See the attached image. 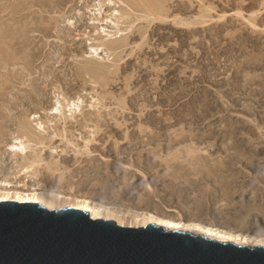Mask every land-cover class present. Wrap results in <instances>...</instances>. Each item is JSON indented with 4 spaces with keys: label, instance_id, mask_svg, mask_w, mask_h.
<instances>
[{
    "label": "rangeland",
    "instance_id": "obj_1",
    "mask_svg": "<svg viewBox=\"0 0 264 264\" xmlns=\"http://www.w3.org/2000/svg\"><path fill=\"white\" fill-rule=\"evenodd\" d=\"M130 1L126 4V0H0V179L23 192L33 186L51 189L58 186L46 173L49 170L45 168H51L47 164L53 166L52 171L67 168L73 171L88 166L87 150L97 156L111 157L113 141L124 145L125 131V134L129 132L126 137H132L127 142L134 144L140 127L144 128L142 134L151 129L158 132V136L161 134L162 148L179 132L180 137H184L182 144L194 142L199 147L198 153L203 159L196 161L197 164L193 162L192 166L189 164L197 172L181 163L184 165L182 173L183 169L171 168L169 176L166 174L163 179L164 174H157L165 170L158 158L154 157L157 161L152 167L140 162L137 154L142 155V150L146 153L147 147L132 144L134 150L124 155L129 167L125 158L114 162L119 163L115 165L116 177L131 174L138 177L140 186L149 183L159 193L151 197L153 205L171 209L168 211L171 216L182 213L183 221L193 218L188 215L197 213L198 209L202 210V215L196 220L209 227L237 230L238 224L246 220L242 231L257 236L248 246L264 245L258 240L261 235L264 237V210L259 211L264 208V180L259 178L264 174V0ZM115 22L118 24H113ZM105 32L112 36L106 37ZM106 38L117 41L113 44L115 48L109 50V46L104 45ZM96 46L99 49L93 52L91 47ZM68 103L82 110L75 111V117L64 125L62 117L69 114ZM57 106L62 109V115L55 112ZM156 120L160 121L159 125H155ZM20 122L23 125L29 122L27 125L32 132L23 133ZM105 122L111 123L110 126ZM38 123L43 126L40 131L36 130ZM95 126H99L100 131ZM36 134L32 142L30 137ZM22 136L28 146L26 156L24 153V157L23 154L14 156L9 144L14 142V137ZM93 137L102 143L94 147L95 144L84 142ZM224 142L227 146L222 145ZM86 145L89 149H85ZM107 146H111L112 151ZM153 146L156 147L155 144L148 147ZM93 147L100 148H97L99 152ZM30 160H35L30 172L40 170V175L26 177L22 174V167L30 165ZM130 161L134 166L129 165ZM210 161L218 165L208 163ZM223 162L224 167L219 164ZM43 165L45 167L41 168ZM214 165L215 171L211 169ZM199 166L202 171H198ZM135 168L140 171L137 175ZM69 169L67 172H71ZM44 171L45 175H41ZM170 172L175 176H170ZM198 172H202L201 177ZM153 174L162 185L156 183ZM176 176L180 181L175 183ZM186 182L190 183V188ZM178 183L181 186L184 183L187 193L176 190ZM167 188L174 191L169 192ZM172 193L179 194L180 199ZM137 194L139 192L130 193L133 205L146 208L139 204ZM186 200L191 204L189 212L183 208ZM195 201L202 207H195ZM153 205L149 207L153 209Z\"/></svg>",
    "mask_w": 264,
    "mask_h": 264
},
{
    "label": "bare ground",
    "instance_id": "obj_2",
    "mask_svg": "<svg viewBox=\"0 0 264 264\" xmlns=\"http://www.w3.org/2000/svg\"><path fill=\"white\" fill-rule=\"evenodd\" d=\"M108 1H110V0H108ZM122 1V0H121ZM129 1L130 0H126V4L127 3H129ZM163 1V0H162ZM130 2H134V0H132V1H130ZM161 2V1H160ZM183 2V1H182ZM110 3H112V2H110ZM125 3V2H124ZM113 4V3H112ZM111 4V5H112ZM132 4H134V3H132ZM130 5V4H129ZM135 5V4H134ZM114 6V5H113ZM131 6V5H130ZM146 6H148V5H146ZM128 7V6H127ZM148 7H150V6H148ZM172 7V6H171ZM134 8V7H133ZM146 8V7H145ZM163 8V7H162ZM147 9H149V8H147ZM152 9V8H151ZM151 9H150V11H148L149 12V14H151L152 12H151ZM153 11V10H152ZM157 11H159V10H157ZM129 12V11H128ZM135 12V11H134ZM151 12V13H150ZM163 12V11H162ZM116 13H117V11H116ZM121 13V12H120ZM158 14H160L159 12H157ZM127 14V13H126ZM130 14V13H129ZM202 14V13H201ZM80 15V14H79ZM119 15V14H118ZM164 16V15H163ZM129 17V16H128ZM119 18V17H118ZM163 18V17H162ZM116 19V18H115ZM121 19V18H120ZM125 19V18H124ZM81 20V19H80ZM126 20V19H125ZM144 20V19H143ZM151 20V19H150ZM100 22V21H99ZM104 22V21H103ZM110 22H111V20H110ZM113 22V21H112ZM111 22V23H112ZM118 22V21H117ZM185 24H186V22H184ZM93 24V23H92ZM96 24V23H95ZM113 24H116V22L115 23H113ZM118 24V23H117ZM116 24V25H117ZM153 24V23H152ZM191 24V23H190ZM112 25V24H111ZM124 25V24H123ZM202 25V24H201ZM188 26V25H187ZM116 27V26H115ZM103 28V27H102ZM130 28V27H129ZM202 28V27H201ZM200 28V29H201ZM205 28V27H204ZM200 29H199V31H200ZM101 30H103V29H101ZM205 30V29H204ZM106 31V30H105ZM120 31V30H119ZM118 31V32H119ZM194 31V30H193ZM102 32H104V31H102ZM192 32V31H191ZM196 32V31H195ZM99 33V32H98ZM106 33V32H105ZM122 33V32H121ZM120 33V34H121ZM194 33V32H193ZM104 34V33H103ZM116 34V33H115ZM192 34V33H191ZM105 35V34H104ZM122 35V34H121ZM111 37L112 36V34H110L109 32H107L106 33V37ZM93 37V36H92ZM114 37V36H113ZM122 37V36H121ZM109 38H106V40L104 39V41H106L107 43V45L106 44H104V43H102L101 45L102 46H109L108 48H109V50L110 49H113V48H115V46L113 45L114 44V42H117V41H112V40H114V39H110L109 40ZM126 39V37H124V39L123 40H125ZM99 40V39H98ZM123 40H122V43L121 42H118L119 44L118 45H121V44H124L123 43ZM112 41V43H110V42ZM120 41V40H119ZM126 41V40H125ZM98 42V41H97ZM99 42L101 43V41L99 40ZM98 42V43H99ZM109 42V43H108ZM121 43V44H120ZM104 44V45H103ZM112 44V45H111ZM115 44H117V43H115ZM127 44V43H126ZM97 45H99V44H97ZM124 46V45H123ZM117 47V46H116ZM121 47V46H120ZM104 48V47H103ZM118 48V47H117ZM125 48V47H124ZM99 49V47H91V50L93 51V52H97V50ZM121 49H123V48H121ZM105 50H107V49H105ZM120 50V49H119ZM108 51V50H107ZM114 53V52H113ZM121 58V57H120ZM119 60V59H118ZM100 61V60H99ZM113 62V61H112ZM89 63V62H88ZM125 64V63H124ZM102 66V65H101ZM93 67V66H92ZM112 67V66H111ZM5 68V67H4ZM90 69V68H89ZM92 69V68H91ZM108 69V68H107ZM87 72H88V70H87ZM88 73H91V71H89ZM95 73V72H94ZM92 76H93V74H92ZM5 84V83H4ZM103 98V97H102ZM81 101V100H80ZM58 103L60 104V102L58 101ZM73 105V104H72ZM56 106V105H55ZM74 106H76L75 104H74ZM73 106V107H74ZM66 107H68L69 109V114H65L62 118H63V123H64V125L66 124V121L68 120V119H70L69 121L71 122V118L73 119V117H75L74 115V112L75 111H77L78 109H79V107L78 108H72L71 106H70V104L68 103V105L66 106ZM77 107V106H76ZM90 107H91V105H90ZM83 108V107H82ZM96 108V107H95ZM100 108V107H99ZM123 108V107H122ZM76 109V110H75ZM81 109V108H80ZM80 109H79V112H80ZM120 109V108H119ZM54 110H55V112H60V115H62L61 114V112H62V109H60V107L59 106H57V107H55L54 108ZM82 110V109H81ZM99 110V109H98ZM65 111V110H64ZM117 111V110H116ZM51 112V111H50ZM54 112V111H53ZM83 112V111H82ZM63 113V112H62ZM56 114V113H55ZM74 114V115H73ZM81 115V114H80ZM53 117V116H52ZM88 117V116H87ZM25 118V117H24ZM56 118V117H55ZM58 118L60 119V117L58 116ZM62 118L60 119V120H62ZM104 118V117H103ZM102 118V119H103ZM57 119V118H56ZM91 119V118H90ZM21 121V120H20ZM90 121H93V118L90 120ZM105 121H107V120H105ZM116 121V120H115ZM157 121V120H156ZM156 121H154V122H156ZM159 121V120H158ZM156 122V124L155 125H159L160 123V121L159 122ZM75 122V121H74ZM86 122V121H85ZM114 122V121H113ZM27 123V122H26ZM41 123V122H40ZM38 123L37 124V126L39 127L38 129H36V130H39V129H42L43 128V126H41V124L43 123ZM54 123V122H53ZM78 123V122H77ZM102 124L104 123V122H101ZM106 123V122H105ZM115 123V122H114ZM18 124V123H17ZM20 124H21V122H20ZM28 125L30 124L29 122L27 123ZM23 125V123L21 124V125H23V130H21L23 133H25V131H26V133H28L29 131H31V129H29V126L28 125ZM49 124V123H48ZM68 124V123H67ZM82 124V123H81ZM86 124V123H85ZM95 124H96V122H95ZM98 124H100V123H97V125ZM111 124V123H110ZM110 124L109 123H106L105 125H107V126H110ZM53 125V124H52ZM83 125V124H82ZM115 125L116 126H118V127H120V124L118 125L117 124V122L115 123ZM121 125H122V123H121ZM125 125V124H124ZM124 125H122L123 127H124ZM28 126V127H27ZM47 126V125H46ZM88 126V125H87ZM121 126V127H122ZM133 126V125H132ZM139 126V125H138ZM3 127V126H2ZM19 127H21L20 125H19ZM32 127H33V130H34V128H35V126L34 125H32ZM41 127V128H40ZM99 126H95V129H97ZM127 127V126H126ZM37 128V127H36ZM46 128V130L48 129L47 127H45ZM53 128V127H52ZM86 128V127H85ZM103 129H104V127H102ZM22 129V128H21ZM67 129H69V128H67ZM90 129V128H89ZM93 129V128H92ZM92 129H91V131H92ZM94 129V130H95ZM100 129H101V125H100ZM110 129H112V125H111V128ZM120 130H121V128H119ZM3 130V129H2ZM36 130H34L35 132H36ZM46 130H44V132L46 131ZM64 130V129H63ZM99 129H97V131H98ZM117 131H118V129H116ZM115 130V132H117ZM126 130V129H125ZM137 130L139 131L138 133H137V136H136V139H135V142H134V144H133V141H132V144L133 145H137V146H146L147 148L146 149H144L143 147L141 148V149H144V150H146L147 152L146 153H144V152H142L141 151V153H142V155H139V154H137L138 155V159H139V161L140 162H144V164H148V166L150 165H154L155 164V162L157 161V158H158V160L161 162V166H162V168L163 169H165V170H162V172L160 171V172H158L159 171V169H160V166H159V169L157 170V172L155 171V173L154 174H159V173H161V174H164V175H161L162 177L163 176H165L166 174L168 175V173H169V171L170 170H172L171 168H173L174 170L177 168V169H183V167H184V163H186V166L188 165V169L194 164L193 162H195L196 164H197V162L198 161H200L199 159H203L202 158V156H200L201 154L200 153H198L199 152V147L197 148V145H195V143L194 142H192V143H181L182 141H184V137H180L181 135L179 134V132L177 133V134H175L174 136H173V138H171V136L169 137V138H171L170 139V141L169 142H167V143H169V144H167L166 143V146L165 147H163L162 148V143L160 144L159 143V141L161 140V138H160V135L158 136V132H155V131H153L152 129L151 130H149V132H147V133H144V134H142L143 132H144V128L142 129L141 127L140 128H137ZM21 131H19V132H21ZM40 131V130H39ZM43 131V130H42ZM42 131H41V133L40 134H42ZM49 131V130H48ZM65 131V130H64ZM89 131V130H88ZM100 131V130H99ZM112 131V130H111ZM114 131V130H113ZM122 131V130H121ZM146 131V130H145ZM32 132V131H31ZM34 132V133H35ZM50 132V131H49ZM94 132H96V131H94ZM103 132V131H102ZM115 132H114V134H115ZM123 132V131H122ZM134 132H136V131H134ZM25 133V134H26ZM38 133V132H37ZM46 134H47V132H45ZM45 133H43V135L42 136H44V134ZM81 133V132H80ZM103 133H105V132H103ZM112 133V132H111ZM126 132L124 131V134H125ZM129 133V132H128ZM127 133V134H128ZM1 134V133H0ZM18 134V133H17ZM22 133H20V135H21ZM29 134V133H28ZM27 134V135H28ZM32 134V133H31ZM39 133H38V135H40ZM73 134V133H72ZM91 134V133H90ZM98 134V133H97ZM123 134V135H124ZM127 134H125V137L122 135V137H123V141H126V139H127V141L128 142H130L129 141V138L131 137H126V136H129V135H127ZM132 134V136H133V134L134 133H131ZM130 134V135H131ZM20 135H18V136H20ZM24 135V134H23ZM37 134L36 135H32L31 137H30V139L32 138V139H34L35 137L37 138V136H38ZM61 135V134H60ZM135 135V134H134ZM25 137H26V135H24ZM35 136V137H34ZM41 136V137H42ZM47 136V135H46ZM49 136V135H48ZM51 136V135H50ZM64 136V135H63ZM94 136V135H93ZM182 136H184V135H182ZM189 136V135H188ZM27 137H29V135L27 136ZM34 137V138H33ZM84 137V136H83ZM89 137V136H88ZM91 137V136H90ZM105 137V136H104ZM134 137V136H133ZM146 139H145V138ZM178 137H180V138H178ZM22 138H23V136L22 137H14V142L12 143V144H9V149H10V151L12 152L11 154L12 155H14V156H16V155H19L20 154V156H21V154H23L24 152H25V150L28 148V146H27V144H25V142L22 140ZM39 139H40V137H38ZM50 138V137H49ZM98 138V137H97ZM114 138V137H113ZM112 138V139H113ZM132 138V137H131ZM144 138V139H143ZM185 138L187 139V137L185 136ZM199 138V137H198ZM201 138V137H200ZM26 139V138H25ZM28 139V138H27ZM31 139V140H32ZM41 139H43V141H44V139H46L45 137H43V138H41ZM47 139H48V137H47ZM63 139V138H62ZM87 139V138H86ZM89 140H87V141H84V142H86V143H93V144H95L94 145V147H96V146H98V145H96V144H99V142L96 140V138H88ZM125 139V140H124ZM193 139V138H192ZM229 139V138H228ZM2 140V139H1ZM0 140V141H1ZM38 140V139H37ZM50 140H52V138L50 139ZM64 140V139H63ZM99 140H100V138H99ZM132 140V139H131ZM190 140V139H189ZM203 140V139H202ZM28 141H30V140H28ZM35 142V140H32V142ZM42 141V140H41ZM42 141V142H43ZM72 141V140H71ZM122 142L124 145H120L119 143L121 142H119V141H117V143H115L116 142V140H115V142L113 141V143L114 144H112V145H114L113 147V151L111 150V149H109L110 147H108L109 145L106 143V141H105V143L108 145L107 147H108V149L109 150H111L112 152V155H111V157H109V156H102V155H100V156H97V154H92V150L90 151V150H87V151H89V152H87L86 150L84 151V149H83V151L84 152H87V155L89 156L88 158V161H87V163H88V166H86L85 164H86V161H85V164H83V165H85V166H82V164H81V168H75L73 171L71 170V169H73V168H67L68 166H64V167H66L67 168V170H62V171H59L58 172V170H56V171H52V168H53V166L52 165H46V166H51V168H45L46 170H49V172H46V171H44V172H42V174L41 175H45L44 173L46 172L47 174H48V176L50 175L52 178H51V180L54 182V184H56L58 187H54L53 186V188L51 187V189H42L41 187H36V186H33V187H31V189H27V191L28 192H23V191H20V190H17L16 189V187H14V188H12V186H14V185H12L11 187H10V184H9V181L8 182H6V181H3V180H1L0 179V201H5V200H13V201H17V202H22V203H24V202H38V203H40L41 205H43V206H45V207H47L48 209H58V208H61V207H72V208H76V209H81V210H84V211H87L88 213H89V215H90V217L92 218V219H97V218H104V219H111V220H114L116 223H118L119 225H123V226H133V227H137V226H144V225H146V224H149V223H153V224H155V225H159V226H162V227H164L166 230H178V231H186V232H191V233H193V234H201V235H204V236H206V237H208V238H211V239H215V240H220V241H224V242H233V243H236V244H238V245H249V241L251 240V239H256L257 238V236L256 235H252L251 234V232H248V233H245V232H243L242 231V227H246V225H247V222H245L246 220L244 219V218H242V219H244L245 221L244 222H241V223H239L238 224V229L236 230H231V229H226V230H224V229H220V228H214V227H209V225L208 226H206V225H204V224H202L200 221H198V220H196L199 216H201L202 214L200 213V210L198 209V212L197 213H190L189 215H188V217L190 218V217H193V218H190L189 219V221H183V218H184V215L182 214V213H178L177 212V215H173V216H171L170 214H168V211L170 212V210L169 209H167V208H161L160 206V208L158 207V206H156V205H153V203L151 202L152 200H151V197H153V196H158L159 195V193H157V189H155V188H152L151 186L152 185H150L149 183H145L144 184V181H143V184H144V186H140L139 185V183H138V177L136 178L135 177V175H131V174H126L125 176H123V177H120L121 176V174H120V176L119 177H116V168H115V165H117V164H119V163H117V164H115L116 162L115 161H117V160H120V159H123V158H125V154L126 153H128V154H130L133 150H134V148H133V145L132 144H129L128 142ZM162 141H164V140H162ZM198 141H199V139H198ZM76 142V141H75ZM110 144L112 143V142H110V141H108ZM119 142V143H118ZM208 142V141H207ZM234 142V141H233ZM28 143V142H27ZM39 143V142H38ZM48 143V142H47ZM67 143V142H66ZM74 143V142H73ZM72 143V144H73ZM101 143H102V141H101ZM100 143V144H101ZM199 143V142H198ZM225 143V142H224ZM231 143V142H230ZM51 144V143H50ZM71 144V143H70ZM99 144V145H100ZM152 144H155V146L156 147H148L149 145H152ZM164 144V143H163ZM211 144V147L212 146H214V144H212V143H210ZM233 144V143H232ZM41 145V144H40ZM74 145V144H73ZM92 145V144H91ZM167 145H169V146H167ZM223 146H227V144L225 143V144H222ZM235 145V144H234ZM87 146V145H86ZM86 146H85V149H89L88 148V146H87V148H86ZM93 146V145H92ZM91 146V147H92ZM103 146H104V143H103ZM103 146H101L102 148H103ZM159 146H161V148L162 149H168V150H162L161 148L160 149H158L157 147H159ZM8 147V146H7ZM74 147V146H73ZM77 147V146H76ZM90 147V146H89ZM93 147V149H97V148H94ZM44 148V147H43ZM48 148V147H47ZM66 148V147H65ZM71 148V147H70ZM101 148V149H102ZM104 148H106V147H104ZM201 148V147H200ZM227 148V147H226ZM241 148V147H240ZM8 149V150H9ZM98 149H100V148H98ZM98 149H97V151H98ZM107 149V148H106ZM137 149V148H136ZM237 149V148H236ZM108 150V151H109ZM129 150V151H128ZM139 149H137L136 151H138ZM167 151V153L166 154H164V153H162V151ZM73 151V150H72ZM77 151V150H76ZM75 151V152H76ZM80 151H82V150H80ZM83 151L82 152H80V153H83ZM107 151V155H109L110 154V151L108 152ZM135 151V152H136ZM242 151V150H241ZM52 152V151H51ZM54 152H56V151H54ZM63 152V151H62ZM99 152V151H98ZM97 152V153H98ZM103 152V151H102ZM101 152V153H102ZM68 153V152H67ZM73 153V152H72ZM79 153V152H78ZM94 153H96V151L94 152ZM25 154V153H24ZM24 154L22 155L23 157H24ZM133 154V153H132ZM131 154V155H132ZM200 154V155H199ZM208 154V153H207ZM241 154V153H240ZM85 155V154H84ZM127 155V154H126ZM255 155V154H254ZM19 156V157H20ZM25 156H26V154H25ZM58 156V155H57ZM67 156V155H66ZM130 156V155H129ZM206 156V155H205ZM244 156V155H243ZM40 157H41V155H40ZM63 157V156H62ZM94 157H97V158H94ZM128 157V156H127ZM133 157V156H132ZM154 157H157L156 159L154 158ZM208 157V156H207ZM237 157V156H236ZM27 158V157H26ZM26 158H21V159H26ZM85 158V157H84ZM84 158H83V160H84ZM137 158V157H136ZM206 158V157H205ZM210 158V157H209ZM209 158H206V159H209ZM32 159H34V158H32ZM44 159V158H43ZM71 159V158H70ZM87 159V158H86ZM131 159V158H130ZM155 159V160H154ZM231 159V158H230ZM35 160H37L36 159V157H35ZM34 160V161H35ZM39 160V159H38ZM56 160V159H55ZM67 160V159H66ZM125 160V164H126V158L124 159ZM134 160V159H133ZM136 160V159H135ZM134 160V161H135ZM210 160H212V159H210ZM214 160V159H213ZM257 160V159H256ZM25 161V160H24ZM32 160H30V162H31ZM34 161L33 162H31L30 163V165H27V166H24V167H22V174L24 175H26V177H33V175L34 174H36V175H38L39 174V171L40 170H38V172H30L31 170L33 171V168H32V165L34 164ZM39 161H41V160H39ZM45 161H46V159H45ZM47 161L49 162V159H47ZM69 161V160H68ZM121 161V160H120ZM119 161V162H120ZM138 161V160H137ZM197 161V162H196ZM204 160H202V162H203ZM223 160H221V161H219V162H222ZM250 161H252V159L250 160ZM58 163H61V162H59V161H57ZM81 162V161H80ZM115 162V163H114ZM123 162V161H122ZM121 162V163H122ZM131 162V161H130ZM231 162V161H230ZM258 162V161H257ZM44 163H46V162H44ZM56 163V162H55ZM73 163V162H72ZM133 163V161L129 164V165H132V166H134V164H132ZM181 163H183V164H181ZM193 163V164H192ZM199 163V162H198ZM201 163V162H200ZM204 163V162H203ZM208 163H213V162H208ZM224 163L225 162H223V164L222 163H219V164H221V166H223L224 165ZM18 164V163H17ZM19 164H20V162H19ZM36 164H37V162H36ZM39 164H40V162H39ZM76 164V163H75ZM125 164H124V167H125ZM139 164H141V163H139ZM144 164H142V165H144ZM189 164H191V166L189 167ZM195 164V165H196ZM202 164V163H201ZM213 164H216V165H218L217 163H216V161H215V163H213ZM41 165V164H40ZM56 165H60V164H56ZM64 165H65V163H64ZM121 165V164H120ZM127 166H128V163L126 164ZM200 165V164H199ZM205 165H206V163H205ZM205 165H204V168H205ZM212 165V164H211ZM1 166V165H0ZM34 166V165H33ZM37 166V165H36ZM79 166V165H78ZM198 166V165H197ZM208 166H209V164H208ZM208 166H206V167H208ZM18 167V166H17ZM16 167V168H17ZM43 167H45V165H43L41 168H43ZM64 167H63V169H64ZM75 167V166H74ZM77 167V166H76ZM83 167H85V168H83ZM117 167V166H116ZM129 167V166H128ZM144 167V166H143ZM152 167V166H151ZM200 167V166H199ZM202 167H203V165H202ZM202 167H200L199 169H198V171H202L201 170V168ZM214 168H211V167H209V168H211L213 171H215L216 169H215V165L213 166ZM217 167V166H216ZM219 167V166H218ZM224 167V166H223ZM225 167H226V165H225ZM40 167L38 166V168L37 169H39ZM118 168H119V166H118ZM122 168H123V164H122ZM127 168V167H126ZM132 168V167H131ZM146 168H147V165H146ZM198 168V167H197ZM220 168V167H219ZM54 169V168H53ZM68 169L69 170H71V172L69 171V172H67L68 171ZM149 169H151L150 167H149ZM156 169V168H155ZM185 169H186V167H185ZM191 169H192V167H191ZM194 169V168H193ZM192 169V171H196V170H193ZM208 169V168H207ZM210 169V170H211ZM215 169V170H214ZM116 170V171H115ZM118 170H120L119 172L120 173H122L121 172V169H118ZM129 170V169H128ZM132 170V169H131ZM134 170V169H133ZM135 170H136V168H135ZM147 170V169H146ZM169 170V171H168ZM209 170V169H208ZM208 170H206V172L208 171ZM211 170V171H212ZM217 170H219L218 168H217ZM1 171V170H0ZM20 171V172H21ZM123 172H124V170H122ZM125 171H127V170H125ZM136 171H138V170H136ZM148 171V170H147ZM152 171V170H151ZM150 171V172H151ZM184 171V169L181 171V173ZM118 172V173H119ZM128 173H130L129 171H127ZM133 172V171H132ZM140 171H138L137 173H136V175L139 173ZM173 172V171H172ZM185 172H187V171H185ZM188 172H190V171H188ZM197 172V171H196ZM195 172V173H196ZM173 173H176V175L178 174V172H173ZM173 173H171L170 172V176H172L173 175ZM199 173V172H198ZM200 173H202V172H200ZM199 173V174H200ZM214 173V172H213ZM18 174V173H17ZM21 174V175H22ZM47 174H46V176H47ZM122 174H124V173H122ZM132 174H134V173H132ZM149 174V173H148ZM153 174V176L155 177V175ZM172 174V175H171ZM183 174H185V173H183ZM193 174H194V172H193ZM198 174V175H199ZM209 174H210V171H209ZM40 175V174H39ZM142 175H144L145 176V174H142ZM150 175V174H149ZM195 175H197V174H195ZM197 175V176H198ZM17 176V175H16ZM48 176L46 177L47 179H49L50 178V176H49V178H48ZM161 176H159V177H161ZM169 176V175H168ZM173 176H175V175H173ZM180 176V175H179ZM183 176V175H182ZM187 176V175H186ZM189 176V175H188ZM196 176V177H197ZM37 177V176H36ZM42 177V176H41ZM44 177V176H43ZM148 177V176H147ZM151 177H152V175H151ZM154 177L152 178L153 179V181H154V183H155V180H156V183H160L161 184V182H157L159 179L157 178L156 179V177H155V180H154ZM167 177V176H166ZM177 177V176H176ZM184 177V179L186 178L185 176H183ZM190 178H191V175L189 176ZM200 177H201V174H200ZM146 178V177H145ZM172 178V177H171ZM260 179H263L264 180V174L263 173H261V176L259 177ZM143 179V178H142ZM147 179H149V178H147ZM163 179H164V177H163ZM167 180H168V178H166ZM165 179V180H166ZM195 179V178H194ZM202 178H200L199 179V181L198 182H200V180H201ZM259 179V180H260ZM150 180L151 179H149V182H150ZM161 180V179H160ZM186 180V179H185ZM187 180L189 181V179L187 178ZM186 180V181H187ZM193 180V179H192ZM192 180H190V183L192 184ZM197 180H198V177H197ZM196 179L195 180H193V181H197ZM25 181V180H24ZM50 181V180H49ZM140 181V180H139ZM145 181H146V179H145ZM153 181L151 180V182L153 183ZM164 181V180H163ZM169 181H170V179H169ZM171 181H172V179H171ZM173 181L176 183V182H178V181H180L179 180V178L177 177V178H173ZM122 182V183H121ZM141 182V181H140ZM165 182V181H164ZM181 182H184V181H182L181 180ZM195 182H194V184H195ZM51 184H53L52 182H50ZM189 182H186L185 184H190ZM197 183V182H196ZM141 184H142V182H141ZM164 184V183H163ZM166 184H167V182H166ZM166 184H165V186H166ZM170 184V183H169ZM168 184V185H169ZM180 183H178V185H179ZM162 185V184H161ZM168 185H167V187H168ZM171 185V184H170ZM169 185V186H170ZM173 185V184H172ZM177 185V184H176ZM175 186V187H177L176 188V190H178V192H181L182 193V191L183 192H186V187L184 188L183 186H184V183H183V185L181 186V184H180V186ZM52 186V185H51ZM189 186V185H188ZM195 186H196V184H195ZM157 187V186H156ZM50 188V187H49ZM158 188V187H157ZM160 188V187H159ZM165 189H166V187H164ZM189 188H190V186H189ZM189 188L187 189V190H189ZM161 190H163V188H162V186H161V188H160ZM164 189V190H165ZM169 188H167V190H168ZM171 189V188H170ZM169 189V190H170ZM174 189V188H173ZM170 190L169 192H171V191H174V190ZM26 190V189H25ZM139 190H141L142 192H140ZM139 192V194H137V196H138V202H139V204L140 205H145L146 206V208H142V209H140V208H138V207H135L134 205H133V202L134 201H132V200H130L131 198V196H130V193L132 194V192ZM159 192V191H158ZM162 193H164L163 191H161ZM175 192H177V191H175ZM189 192V191H188ZM187 193V192H186ZM141 194V196H139ZM173 194V193H172ZM171 194V195H172ZM183 194V193H182ZM190 194H191V192H190ZM173 195H175V194H173ZM177 195V194H176ZM176 195H175V197H176ZM179 195V194H178ZM177 195V196H178ZM185 196H186V194H184ZM180 196H181V194H180ZM201 196H204V195H201ZM200 196V197H201ZM139 197H141V199L139 198ZM143 197V198H142ZM182 197V196H181ZM178 198H179V196H178ZM183 198H185V197H183ZM137 199V198H136ZM136 199H134L135 201H136ZM180 199V198H179ZM178 199V200H179ZM187 199V198H186ZM199 199V198H198ZM200 199H202V198H200ZM207 199V198H206ZM108 200H109V202H108ZM111 200V201H110ZM196 200V199H195ZM198 202H200L199 200H197ZM202 201V200H201ZM112 202V203H111ZM137 202V201H136ZM196 202V201H195ZM206 202V201H205ZM208 202V201H207ZM114 203V204H113ZM184 203V202H183ZM188 203V200H186V202L184 203V206H183V208L186 210V211H190L191 210V208H189V205H191V204H187ZM197 203V202H196ZM202 203L203 202H201V205H202ZM199 203H197L196 204V206H195V204H194V206L195 207H198L199 205H198ZM153 205V209H152V207L150 208L149 206H152ZM198 205V206H197ZM167 207V206H166ZM199 207H202V206H199ZM198 207V208H199ZM148 208H150V209H148ZM262 210H264V208H261V210H259V211H261L262 213H263V211ZM173 211V210H172ZM201 212H202V210H201ZM188 214V213H187ZM242 221V220H241ZM240 222V221H239ZM258 223H260L261 224V222H259L258 221ZM256 224H257V222H256ZM264 224V223H263ZM262 224V225H263ZM259 227H261L260 225H259ZM264 227V226H263ZM235 228V227H234ZM241 228V229H240ZM259 239V241L260 242H264V237L261 235L260 237H258ZM263 244V243H262Z\"/></svg>",
    "mask_w": 264,
    "mask_h": 264
},
{
    "label": "water",
    "instance_id": "obj_3",
    "mask_svg": "<svg viewBox=\"0 0 264 264\" xmlns=\"http://www.w3.org/2000/svg\"><path fill=\"white\" fill-rule=\"evenodd\" d=\"M0 264H264V245H238L153 223L123 226L72 207L5 200Z\"/></svg>",
    "mask_w": 264,
    "mask_h": 264
}]
</instances>
